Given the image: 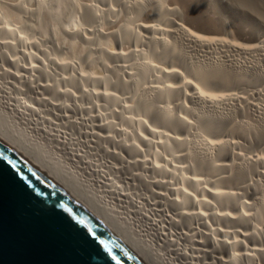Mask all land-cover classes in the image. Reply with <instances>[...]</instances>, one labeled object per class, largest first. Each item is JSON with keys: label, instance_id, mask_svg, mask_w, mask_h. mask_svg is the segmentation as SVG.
I'll list each match as a JSON object with an SVG mask.
<instances>
[{"label": "rangeland", "instance_id": "obj_1", "mask_svg": "<svg viewBox=\"0 0 264 264\" xmlns=\"http://www.w3.org/2000/svg\"><path fill=\"white\" fill-rule=\"evenodd\" d=\"M140 2L144 0H124L123 5L111 0L107 6L115 13L113 23L102 16L106 7L99 0H0V110L13 115V126L24 129L29 140L48 151L46 159L56 160L83 185L93 188L95 201L101 200L114 217L123 219L137 239L153 246L160 258L172 261L183 252L184 264H223L227 232L241 241L238 231L257 226L261 228L257 236L264 242V226L252 220L255 207L248 206L264 198V166L257 167L249 160L255 154L264 156V145L253 146L234 130L236 125L260 128L264 121V86L241 95L244 101L240 100L238 111L227 104L215 108L190 99L180 108L163 94L162 105L175 117L192 123L181 132L187 142L184 147L190 152L174 149L168 130L155 128L151 117L139 110L141 103L159 98L163 92L162 75L155 70L145 84L132 86L137 75L131 65L141 62L150 49L134 38L126 40L119 24L131 13L129 8ZM211 2L205 14L227 21L237 42L264 40V0ZM96 6L102 10L97 23L91 25L84 21L85 11ZM132 27L135 34L143 33ZM5 30L14 35L4 37ZM118 80L128 86L116 87ZM105 94L115 96L117 104L106 103ZM193 110L225 120L229 131L224 137V154L218 147L205 144ZM23 121L29 123V129L20 127ZM262 138L264 142V135ZM163 144L172 152H167ZM129 147L137 151L132 153ZM184 154H191L193 159L188 161ZM203 154L227 165L226 173L232 177L229 187L218 183L220 175L196 169L195 158ZM195 174L198 184L187 180ZM241 176L245 180L239 183ZM208 189L229 192L232 201L228 209L222 198L215 200ZM182 194L195 202L185 209L192 215L189 224L181 226L185 235L180 238L174 226V204ZM157 205L165 208L170 220L153 212ZM223 210L229 211V222L216 216ZM244 214L249 218L241 226L235 218ZM255 243L251 241L250 246Z\"/></svg>", "mask_w": 264, "mask_h": 264}, {"label": "bare ground", "instance_id": "obj_2", "mask_svg": "<svg viewBox=\"0 0 264 264\" xmlns=\"http://www.w3.org/2000/svg\"><path fill=\"white\" fill-rule=\"evenodd\" d=\"M114 1L120 5L124 3V0ZM110 2L111 0H99V4L106 7L102 16L108 22L113 21L115 14L113 9L107 6ZM213 3L215 6L216 1H213ZM208 5H212L211 0H144V2L137 3L129 8L131 13L127 14L125 20L122 19L124 22L120 20L123 23L119 24L126 40L134 38L138 44H143L150 49L142 57L141 62L131 65V69L137 75L132 86L139 88L142 84H145L155 70L163 77V92L159 93V98H149L141 103L139 110L151 117L155 128L167 129L169 132L168 138L174 143V149L185 153H187L185 149L189 150L187 147H184L187 145V142L181 136V132L187 131L192 126V123L188 119H179L171 114V111L169 112L161 103L160 97L163 94H166L169 103L180 106V108H184V104H186V102H183L184 100L190 99L215 108L216 105L227 104L235 111H238L240 100L244 101L241 95H246L247 91L264 86V40L254 44H241L237 42L233 34L234 32L232 33V29L227 21L224 22L222 19L216 20L211 18L210 15L205 14ZM250 7L252 8V6ZM40 8L41 6L39 5L38 9L40 10ZM254 8L253 11H255ZM261 8H264V2L261 4ZM101 10L99 6L87 8L84 21L92 25L100 17ZM262 14L264 16V12ZM74 26L76 27V24ZM132 26H136L138 30L141 29L143 33L135 34ZM156 33L160 37H156ZM13 35L12 32L7 30L3 32L4 37H11ZM155 63L156 65L153 66ZM114 77L119 79L116 74ZM125 83L118 80L115 81L114 85L116 84V87L119 86L124 89L128 86ZM103 100L110 105H116L118 101L115 96L109 94H105ZM154 103H158V105L155 107ZM233 109L231 111H234ZM193 111L195 121L198 123L201 133L204 134L202 139L205 144L207 146L218 147L221 151L219 153L224 154V137L229 131L225 120L221 117H213V115H202L198 110ZM191 117L193 119V116ZM14 120L15 117L13 115L0 110V129L34 151L48 166L85 194L101 209L110 214L137 239L132 230L124 225L125 221L123 219L114 217L116 215L102 205L100 203L101 200L99 202L95 201V191L93 188L88 187L86 184L84 186L70 170L59 166L56 160L55 162H51L52 158L50 159L49 156L46 159L44 155H48V151L43 149L39 142L29 140L27 137H30V135L26 136L27 132L24 129L13 126ZM22 123L21 128L29 129L28 122L23 121ZM143 129L148 132L145 127ZM31 130L35 131L32 128ZM234 130L242 134L253 146L257 145L263 148L264 121L261 123L260 128L253 126L243 128L241 125H236ZM259 134H261V137H259ZM165 144L162 145L165 150L169 153L172 152L168 148L169 146H165ZM129 151L134 153L137 149L129 147ZM184 155L188 158V161L193 159L191 154L189 156L187 154ZM195 160L197 161L196 169L214 172L221 176L218 178L219 184L230 186L232 177L227 175V165L224 162L215 160L206 154L198 155ZM249 160L257 167L264 166V156L262 155H252L249 157ZM190 167L191 163H188L186 168L189 169ZM70 173L73 174L72 177H70ZM196 176L198 175L195 174L191 179L188 178L187 180L198 184L199 177ZM261 176L264 178V172L261 173ZM237 180L240 181L239 183H242L245 177H238ZM207 192L215 200L221 201L222 198L223 205L228 209L227 207L232 201L229 192L222 193L221 191H210L209 189ZM178 202V204H174V209H177L175 210L177 222L175 224V221L172 219L171 221L175 224V228L178 229V237L182 238L185 234L181 226L188 225L192 215L188 214L185 209L190 207L195 201L188 195L182 194ZM248 206L255 207V216L252 220L258 225L264 226V198L253 200V203H248ZM156 208L153 209V212H158L164 218L170 220V217L165 215L166 210L164 207L157 205ZM227 213H229L228 210H223L216 213V216L222 217L223 222H229L230 217ZM243 216L235 218L239 222L237 224L241 226H244L248 221L247 218H249L247 214ZM214 218L216 219L215 215ZM179 220H181V224ZM155 222L158 223L157 219ZM258 229L261 228L254 226L252 230L245 227L243 231H238V235L242 238L241 241H237L230 232H227V240L225 242L226 253L223 258V264H264V242L257 236ZM245 230L249 232L246 231L244 233ZM251 241H256V243L250 246ZM139 242L146 247L158 264H184V261H186L183 252L178 255V259L172 258V261H168L163 257L160 258L153 246L148 247L146 242L145 245L143 241ZM194 246L199 247L196 244ZM171 252L177 255L173 249Z\"/></svg>", "mask_w": 264, "mask_h": 264}, {"label": "water", "instance_id": "obj_3", "mask_svg": "<svg viewBox=\"0 0 264 264\" xmlns=\"http://www.w3.org/2000/svg\"><path fill=\"white\" fill-rule=\"evenodd\" d=\"M0 264H158L110 214L0 129Z\"/></svg>", "mask_w": 264, "mask_h": 264}]
</instances>
